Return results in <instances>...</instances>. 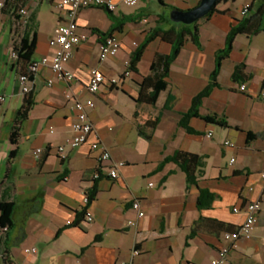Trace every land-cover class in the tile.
Here are the masks:
<instances>
[{
	"label": "crops",
	"instance_id": "1",
	"mask_svg": "<svg viewBox=\"0 0 264 264\" xmlns=\"http://www.w3.org/2000/svg\"><path fill=\"white\" fill-rule=\"evenodd\" d=\"M60 1L0 0L5 4L0 10V97L6 98L0 100V200L17 205L13 228L6 234L0 229V264H210L223 248L230 249L226 264H264V206L251 239L233 242L224 237L231 227L237 231L245 223L251 203L264 201V22L263 32L236 38L221 69L220 86L204 100L201 109L204 116L226 117L230 128L193 119L191 127L197 134L192 135L179 126L181 115L209 85L217 53L226 47L232 28L255 15L264 7V0L218 3V12L200 22L202 47L187 42L172 65L168 89L156 106L138 103V83L151 74L155 56L170 54L172 45L160 38L152 42L139 74L126 77V63L152 30L177 26L170 21L172 7L191 11L202 0H141L134 7L115 0L118 7L114 15L132 20L114 33L122 47L116 57L105 62L100 61L102 43L94 31L107 33L114 21L104 9L81 10L79 33L89 39L76 49L70 63L77 80L69 84L57 79L51 67H42L31 86L36 104L17 144H13V127L26 97L11 58L21 34L17 15L25 7L30 11V24L35 21V61L51 58L57 51L51 46L55 30L69 19L60 9ZM247 5L251 10L244 15ZM240 64L246 66L248 80L235 83L233 75ZM93 68L119 79V86L97 96L87 93L85 86ZM49 79L55 81L52 87ZM243 85L247 86L245 92L241 91ZM88 100L95 103L88 111L95 127L91 142L98 140L109 150L112 161L107 165L100 164V153L93 152L89 144L72 147L75 104ZM157 118L154 131L146 127ZM139 127L152 135V140L140 135ZM210 132L212 138L208 137ZM248 133L259 138L249 141ZM226 141L235 147H226ZM38 148L45 150L43 161L34 157ZM13 151L17 154L11 159ZM177 151L207 157L200 187L216 195L210 209L198 208L200 190L189 187L180 167L165 163ZM118 163L126 165L115 180L108 173ZM95 186L97 198L87 208L85 197ZM136 199L142 202L143 218L132 209ZM87 211L93 213V223L86 217L79 219V214ZM201 218L225 225L207 222L189 241ZM130 221L137 225L130 226ZM137 249L141 254L134 256Z\"/></svg>",
	"mask_w": 264,
	"mask_h": 264
},
{
	"label": "trees",
	"instance_id": "2",
	"mask_svg": "<svg viewBox=\"0 0 264 264\" xmlns=\"http://www.w3.org/2000/svg\"><path fill=\"white\" fill-rule=\"evenodd\" d=\"M222 1L226 0H221L219 4ZM23 8H21L18 12V22L21 18L20 11ZM3 9H5V4ZM107 12L110 14L112 20L114 21V26L113 29L107 33L101 32L99 30L94 31V33L99 36L101 43L107 37L114 35L115 32L122 30L125 24L132 20V17H125L124 19H121L119 17H116L113 12ZM187 12L189 11H183L172 7V13H174L176 16H172L170 18V21L174 22L179 27L176 26L170 30H161L159 28L152 30L145 41L132 53L129 69L132 73L139 74V65L142 62L143 57L152 42L160 38L164 42L172 45V52L170 54L165 55L158 53L155 56V59L151 66V74L148 77H143L141 82L138 83L140 91L138 103L146 104L149 106H156L162 92L168 89V79L170 78L172 65L179 57L181 51L190 40L199 47H202V44L200 42V22L211 18L215 13L218 12V10L217 8L214 9L206 18L192 25L185 23L183 20H179L181 19L182 15ZM263 22L264 7L260 8L255 15H252L250 18L240 21L232 28L227 39L226 47L217 53L216 70L211 76L209 85L204 91H202L198 96L194 98L191 109L187 113L181 115L179 126L185 129L189 134H197V131L191 127V122L193 119H201L211 125L219 126L222 128H230L226 117H220L218 115L204 116L201 113V109L204 100L211 95L214 89L220 86V72L224 62L228 60L232 54L236 38L240 35L253 36L263 32ZM20 30L21 34L18 35L13 46L14 52H16L18 55V59L16 60L13 67L18 75L28 76L30 78V81L33 83L36 74L32 72V66L35 62V53L37 48V33L35 21L32 20L31 24L29 23V25L24 30L21 28ZM233 80L235 83H243L248 80L246 76V66L244 64H240L236 67L233 75ZM25 95V102L22 108L19 110L17 120L13 127V133L11 136L13 144H17L23 125L29 119V115L36 104L35 95L32 91ZM158 124L159 118H157L155 121L149 122L146 127H151L154 131ZM139 133L147 140H152V135L145 134L144 130L140 127ZM257 138H259V136L254 135L253 133H248L249 141ZM261 138H264V135H262ZM16 154L17 151H13L10 156L11 159L14 158ZM167 162L175 163L180 167V169L186 174L188 185L190 188H199L200 196L198 199V208L200 210L210 209L216 199V195L213 194L210 190L200 187L201 179L204 178L206 174V168L208 164L207 157L195 155L185 151H177L173 156L165 160V163ZM97 195L98 189L97 186H95L89 194L90 203L88 204L87 208L95 202ZM16 211L17 205L15 203L0 200V229L4 233H9V231L13 228ZM79 216V219L81 220L82 218L87 216V212H83L79 214ZM207 222H214L219 223L220 225H225L224 223L217 220L201 218L194 225L192 233L189 237V241L198 236ZM73 225L77 226L78 224ZM235 231L236 228L231 227L227 232L233 233ZM4 257L7 261V252L4 253Z\"/></svg>",
	"mask_w": 264,
	"mask_h": 264
},
{
	"label": "built area",
	"instance_id": "3",
	"mask_svg": "<svg viewBox=\"0 0 264 264\" xmlns=\"http://www.w3.org/2000/svg\"><path fill=\"white\" fill-rule=\"evenodd\" d=\"M141 0H123L127 6H137ZM59 7L62 10H65L68 14V22L65 25H60L56 28L54 37L51 41V46L56 48V54L49 58H43L40 61H35L32 66V72L36 75L40 69L44 66L51 67V70L54 76L62 81H65L69 84L77 80L76 74L70 69V63L75 57L76 49L81 46L83 43L88 41L89 36L84 33H79L78 25V16L83 9L87 8H101L106 11L114 12L118 4L115 0H61ZM4 8V3H0V10ZM251 10V5H247L244 8V15H247ZM20 20L18 25L21 29H25L30 23V11L28 8H23L20 11ZM122 44L120 40L112 35L107 37L101 44V54L100 61L105 62L109 58L116 57L120 50ZM11 58L15 64L18 59V55L14 50L12 51ZM127 71L125 76L129 77L133 73L129 69L130 61L126 63ZM19 83L22 87V90L25 94H28L32 91V82L28 76L18 75ZM54 79L48 80V85L52 87L54 85ZM120 84V80L117 78L108 77L100 68H93L91 71V79L86 84L85 90L92 96H97L101 94L104 90H113L117 88ZM247 86L243 85L241 91L245 92ZM1 101H5L6 98L1 96ZM95 108V103L93 100H88L86 102L77 101L75 104V109L77 111V119L73 125L75 132V137L72 141V147L78 148L84 145L89 144L93 152H99V162L100 164L107 165L112 161V155L107 150L100 141L96 140L91 142V137L95 134V127L93 122L90 119L88 111ZM209 138L213 137V132H210L208 135ZM225 146L228 148H233L235 145L231 141H226ZM64 147L60 148V151L63 152ZM45 150L38 148L34 151V157L37 161H42ZM232 164L236 162L235 159H232ZM125 163H118L111 167L109 170V175L111 178L117 180L120 177V169L125 167ZM100 177L98 173L96 179ZM262 179L264 181V172L262 173ZM153 186V184H151ZM90 203L89 195L85 197V204L88 206ZM264 201H257L251 203L247 207V220L245 223L235 232L226 233L224 235L225 239L228 241L238 242L242 239H251L253 234V228L258 221V215L263 210ZM132 209L139 215L140 218L145 216V212L142 208V202L139 199L134 200L132 204ZM236 213H239L240 210L236 209ZM86 219L89 223H93L95 218L92 212L87 211ZM129 225L135 227L136 222L130 221ZM6 233V232H5ZM33 253H37V250H32ZM230 249L223 248L220 251L219 257L213 259L210 264H226L228 260ZM141 254L140 250L134 251V256H139ZM121 264H133L132 262H123Z\"/></svg>",
	"mask_w": 264,
	"mask_h": 264
},
{
	"label": "water",
	"instance_id": "4",
	"mask_svg": "<svg viewBox=\"0 0 264 264\" xmlns=\"http://www.w3.org/2000/svg\"><path fill=\"white\" fill-rule=\"evenodd\" d=\"M220 1L221 0H202L197 8L185 13L179 20H183L189 25L199 22L216 9ZM172 16L174 17L176 15L173 13Z\"/></svg>",
	"mask_w": 264,
	"mask_h": 264
}]
</instances>
